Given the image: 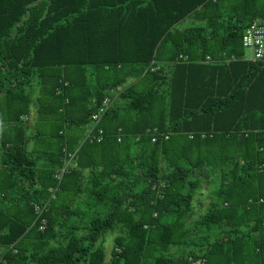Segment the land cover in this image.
Listing matches in <instances>:
<instances>
[{
	"label": "trees",
	"instance_id": "1",
	"mask_svg": "<svg viewBox=\"0 0 264 264\" xmlns=\"http://www.w3.org/2000/svg\"><path fill=\"white\" fill-rule=\"evenodd\" d=\"M262 19L264 0H0V264H264V63L242 44ZM32 108L80 142L30 149L11 124Z\"/></svg>",
	"mask_w": 264,
	"mask_h": 264
},
{
	"label": "built area",
	"instance_id": "2",
	"mask_svg": "<svg viewBox=\"0 0 264 264\" xmlns=\"http://www.w3.org/2000/svg\"><path fill=\"white\" fill-rule=\"evenodd\" d=\"M243 48H247L252 51V61L262 62L264 63V19L259 21H254L250 23L244 30L242 37ZM244 59V58H243ZM223 57H219L218 59H214L210 56L206 58L207 62L212 61H222ZM229 62L230 60H226ZM122 88L114 89L110 91L109 95L104 98V100L99 105L98 109L93 112L90 116V122L88 124L87 134L85 136V140L89 139L90 141H96L100 143L104 138V130L101 128V122L103 118L110 112L111 109L114 108L116 101L120 98L122 93ZM58 92H61L59 90ZM28 118L26 117L25 120ZM121 129L119 130V139L121 140ZM153 142L156 141V135L153 136ZM74 154H69L68 158L65 160V164L61 169V174L67 171L70 167L74 166L73 163ZM51 197H54L52 195ZM49 204V200L43 205H35L36 210L41 214ZM46 223L43 221V224ZM43 226L41 227V229Z\"/></svg>",
	"mask_w": 264,
	"mask_h": 264
},
{
	"label": "rangeland",
	"instance_id": "3",
	"mask_svg": "<svg viewBox=\"0 0 264 264\" xmlns=\"http://www.w3.org/2000/svg\"><path fill=\"white\" fill-rule=\"evenodd\" d=\"M243 52H244V57H243L244 59H246V60H251L252 59L253 55H252V51L251 50H249L247 48H243ZM118 100H119V98H118ZM118 100H117V102H118ZM3 112H6V108L5 109L3 108ZM33 115H31V117H29L28 119L32 120L33 119ZM6 116H7V114H6ZM25 118L26 117H22V119H21V121H19V123L11 124V125H16L18 127H21L22 125L25 126V122H26ZM61 119L62 118H59V117L57 119H54V117H52V118L43 117L42 120L37 123V129L30 128V130H26V132H27V134L30 137H31L32 134L35 136V133L33 132V130H37V131L41 132V134H43L41 137H45V141L51 142L52 149H53L54 152H56L58 146H60V141L58 139L59 137L57 136L60 130H61L60 131L61 134L64 133L65 135H67V137L74 138L76 141L78 140V142H80V139H81V137L84 134V131H82V132L81 131H77L76 127H68V125L66 123L64 124L61 121ZM21 122H22V124H21ZM31 123L33 124V122H30V123L28 122L27 126L29 125V127H31ZM5 125H6V123L4 122V124L2 126L5 127ZM7 126H9V124ZM29 145H30L31 148H37V149H46V148H48L47 145L42 144L41 141H38L37 143L29 142ZM42 151H44V150H42ZM61 176H62V174H61V170H60V172L58 174V177L61 178ZM207 187H208V181H205V185H204L203 189L206 190ZM208 190H206V191H208ZM213 195H214V193L211 192V190L208 191L206 195L205 194L204 195L201 194V196H199L200 199L197 200L196 202H194V204L196 205L195 209H198L199 212H203L205 210V207L208 205V203L210 201V197L213 196ZM0 203H1V206L5 207L6 201H5V203L2 204V200L0 198ZM201 203L203 204V206L201 205ZM198 204H200V206H198ZM254 207H256V204L254 205ZM109 235H112V234H109ZM113 238L114 237L112 235L111 239L108 240L109 242H111L110 245H108V242H107L106 245H108L107 246L108 248H110L112 246ZM106 258H107V261H110L111 255L109 254V251L107 252V257Z\"/></svg>",
	"mask_w": 264,
	"mask_h": 264
},
{
	"label": "crops",
	"instance_id": "4",
	"mask_svg": "<svg viewBox=\"0 0 264 264\" xmlns=\"http://www.w3.org/2000/svg\"><path fill=\"white\" fill-rule=\"evenodd\" d=\"M118 102L116 101V103L115 104H117ZM36 110V111H35ZM34 111V112H33ZM36 112V113H35ZM34 114V115H33ZM31 115H33V119L31 120H27L26 122H25V127L27 128V130H30V128H33V129H36V125H37V120H36V115H37V108H32V110L30 111V114H29V116L27 117V118H29V117H31ZM28 122L30 123V122H33V124L31 123V127H29V125L27 126V124H28ZM87 129H86V132H85V135L87 134V130H88V126L86 127ZM34 131V130H33ZM17 134H15L14 135V137L16 136ZM26 137H27V140H28V142L27 143H29V142H32V143H34V140L31 138V137H33V134L31 135V137L27 134V132H26ZM85 137V136H84ZM29 148L31 149V147H30V145H29ZM0 152H1V149H0ZM2 154V153H1ZM0 154V155H1ZM0 163H1V158H0Z\"/></svg>",
	"mask_w": 264,
	"mask_h": 264
},
{
	"label": "clouds",
	"instance_id": "5",
	"mask_svg": "<svg viewBox=\"0 0 264 264\" xmlns=\"http://www.w3.org/2000/svg\"><path fill=\"white\" fill-rule=\"evenodd\" d=\"M89 122H90V121H89ZM87 126H88V125H87ZM85 136H86V135H85ZM73 163H74V166H75L76 164H75V161H74V160H73ZM64 164H65V162H64ZM72 167H73V166H72Z\"/></svg>",
	"mask_w": 264,
	"mask_h": 264
}]
</instances>
